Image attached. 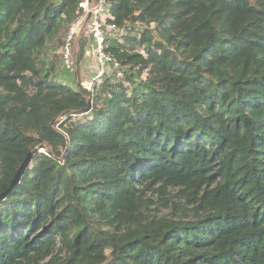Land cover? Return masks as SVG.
Instances as JSON below:
<instances>
[{
  "label": "trees",
  "instance_id": "1",
  "mask_svg": "<svg viewBox=\"0 0 264 264\" xmlns=\"http://www.w3.org/2000/svg\"><path fill=\"white\" fill-rule=\"evenodd\" d=\"M80 2L0 0V264H264V0H108L93 92L49 58Z\"/></svg>",
  "mask_w": 264,
  "mask_h": 264
},
{
  "label": "built area",
  "instance_id": "2",
  "mask_svg": "<svg viewBox=\"0 0 264 264\" xmlns=\"http://www.w3.org/2000/svg\"><path fill=\"white\" fill-rule=\"evenodd\" d=\"M124 34V28L118 27L109 11L108 0H81L77 17L68 27L58 52L63 71L73 74L76 79L77 68L83 59L81 81H76L78 90L80 86L93 92L105 80L111 84L125 82L126 68L106 50L110 39L122 43ZM79 52L83 54L82 58H79ZM87 75H90L89 79ZM145 76L143 73L141 78L145 79ZM39 152L44 150L39 149Z\"/></svg>",
  "mask_w": 264,
  "mask_h": 264
},
{
  "label": "rangeland",
  "instance_id": "3",
  "mask_svg": "<svg viewBox=\"0 0 264 264\" xmlns=\"http://www.w3.org/2000/svg\"><path fill=\"white\" fill-rule=\"evenodd\" d=\"M84 41V40H83ZM82 41V42H83ZM59 49H60V47L56 50H54L55 51V53H53L51 56H49V58L50 57H54V56H57V58H53V60H56V61H54V62H56V63H59V66H58V68H57V79L61 82V83H67V84H69V83H73V84H76V81H81L80 80V78H81V73H80V66L82 65V63H83V59H81L80 60V64L81 65H79L78 66V68H77V73H78V78L76 79V78H74V76H73V74H70V73H66L65 71H63V69H62V66H61V63H60V59H59V55H58V52H59ZM139 50V49H138ZM139 51H141V49L139 50ZM82 56H83V54L82 55H80V52H79V58H82ZM89 77H90V75H87V79H89ZM140 79V78H139ZM71 88H73V86L74 85H69ZM168 192H169V194H170V196L172 197V198H174L173 196L174 195H176V193H177V191H176V189H172V188H169L168 189ZM175 199V198H174Z\"/></svg>",
  "mask_w": 264,
  "mask_h": 264
},
{
  "label": "water",
  "instance_id": "4",
  "mask_svg": "<svg viewBox=\"0 0 264 264\" xmlns=\"http://www.w3.org/2000/svg\"><path fill=\"white\" fill-rule=\"evenodd\" d=\"M88 108L85 109V111ZM34 151L30 152L27 157L25 158V160L22 162V164L20 165V167L18 168L17 172L15 173L14 177L12 178V181L9 185V187L7 188V190L5 192H3L2 194H0V201H2L5 197H7V195L13 191V189L20 183L21 178L23 176V173L25 172V170L27 169V167L30 164V161L32 159Z\"/></svg>",
  "mask_w": 264,
  "mask_h": 264
}]
</instances>
